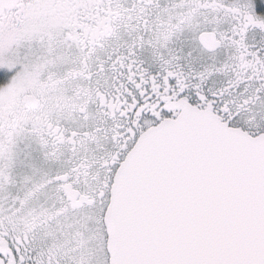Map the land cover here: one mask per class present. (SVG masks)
Wrapping results in <instances>:
<instances>
[{
    "label": "snow or ice",
    "instance_id": "6c2138e0",
    "mask_svg": "<svg viewBox=\"0 0 264 264\" xmlns=\"http://www.w3.org/2000/svg\"><path fill=\"white\" fill-rule=\"evenodd\" d=\"M0 264H264V0H0Z\"/></svg>",
    "mask_w": 264,
    "mask_h": 264
}]
</instances>
